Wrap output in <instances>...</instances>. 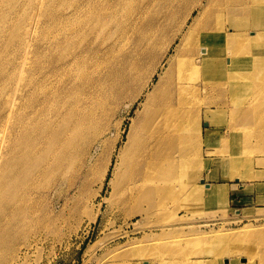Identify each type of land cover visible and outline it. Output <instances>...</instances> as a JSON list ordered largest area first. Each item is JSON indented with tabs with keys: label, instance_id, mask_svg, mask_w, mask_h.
Wrapping results in <instances>:
<instances>
[{
	"label": "rangeland",
	"instance_id": "374dc122",
	"mask_svg": "<svg viewBox=\"0 0 264 264\" xmlns=\"http://www.w3.org/2000/svg\"><path fill=\"white\" fill-rule=\"evenodd\" d=\"M72 1L0 0V264H157V247L165 244L179 247L173 245V250L164 255L162 251V257L187 264L180 257L190 252L188 264H205L210 258L207 242L241 227L261 231L264 242V114L255 126L244 121V115L238 116L236 120L242 122V128L251 125V129L235 133L231 130L236 108L263 96L264 69L243 76L233 68L227 86L218 84L204 88L206 91L202 88L196 114H190L188 122L196 129L190 137L196 149L178 150L180 175L174 180L171 175L162 186L145 184L142 190L156 192L151 199L123 202L118 198L123 165L118 160L119 152L113 154L114 143L121 129L126 137L137 123V113L146 100L144 83L162 59L160 53L152 56L149 45L142 46V42L153 27L164 23L159 15L166 6L165 0H149L144 7L134 5V13L123 18L124 30L116 45L101 58V70L92 71L90 84L81 90V102L72 101L75 114L68 124L66 148L58 151L48 172L34 177L38 185L31 190V200L6 229L8 215L1 209L8 185L5 124L15 108L35 103L31 93L39 84L38 68L48 66L55 56L56 32L71 26L69 18L56 26L55 17L62 12L68 14ZM188 1L187 6L195 3L191 9L195 8L193 14L197 15L200 4L209 0ZM185 8L179 7V17L185 14ZM174 25V20L169 22V29ZM75 28L70 40H78V32H83L82 25ZM157 33L161 35L155 30ZM169 35L170 32L167 38ZM66 39L65 33L60 36V40ZM165 46L153 43V47ZM174 47L175 43L169 54H174ZM262 51L260 39L257 52ZM137 56L139 62L127 69L125 79H111L116 69ZM158 67L159 73L166 71L167 58L164 68ZM78 69L69 72L74 74ZM86 71L91 72L88 68ZM153 74L148 93L158 79V74ZM224 77L217 73V82L221 83ZM56 81L55 75L48 74L44 86L56 87ZM250 101L261 103V99ZM207 107L213 111H206ZM91 112L93 120L85 121L83 115L91 116ZM63 119L68 120V115ZM117 144L121 146L123 141ZM233 147L234 163L230 164L228 154V165L217 167L214 162L219 157L215 150L220 149L223 155L224 150ZM18 167L23 170L25 165ZM233 174L237 177L232 178ZM31 179L32 175L22 179L21 173L17 174L16 184L23 186L19 194L26 192ZM223 243L216 241L214 250ZM196 244L204 250L202 254L194 253ZM246 257L245 253L226 252L220 264H243ZM261 263L264 247L259 255L258 264Z\"/></svg>",
	"mask_w": 264,
	"mask_h": 264
},
{
	"label": "bare ground",
	"instance_id": "6f19581e",
	"mask_svg": "<svg viewBox=\"0 0 264 264\" xmlns=\"http://www.w3.org/2000/svg\"><path fill=\"white\" fill-rule=\"evenodd\" d=\"M148 2L149 0H73L69 5L68 14L62 12L56 15L55 19L58 20H55L56 26L68 18L71 26L66 31L56 32V39H53L55 56L48 66L38 68L39 84L31 93L35 103L15 108L9 113L5 124L7 131L4 158L8 185L5 187V200L1 204V209L8 215L6 229L14 223L16 216L24 211L31 200V190L38 185L34 177L48 172L52 167L51 161L59 155L58 151L66 148L68 141L65 138L69 135L68 124L75 114L74 104L81 102V90L84 91L90 84L93 78L92 71L101 70L103 55L116 45L124 30L123 18L134 13V5L144 7ZM188 2L165 0L166 6L159 15V19L164 23L153 27L142 42V46L149 45L147 49L152 56H156L157 53L162 55L158 66L164 68V59L167 58L168 67L163 73L158 72V66L150 72V77L143 86L146 100L142 110L137 113V123L133 124L126 137L125 130L121 129L114 143L113 154L119 152L118 160H121L123 165L117 186L118 198L123 202L151 199L156 192L151 189L142 190L145 184L153 182L162 186L170 181L171 175L172 180L180 175L181 164L177 161L179 152L183 149L193 152L196 149L192 138L190 139L196 129L189 126L188 122L190 114H196L199 91L202 88H212L218 84L227 86L233 68L243 76L264 69V14L261 17V13L264 12V0H209L207 4H200V12L197 15L193 14L195 8L191 9L195 3L187 6ZM181 5L186 8L183 11L185 14L179 17L181 12L178 13V9ZM173 20L175 25L169 29V22ZM77 24L82 25L83 32H78V40H70V34L77 31L75 28ZM155 30L161 32V35L158 33L155 35ZM64 33L67 39L60 40ZM260 39L263 51L258 53L257 45L260 44ZM155 41L157 46L161 43L166 46L153 47ZM173 43L174 54H169ZM139 60L137 56L133 61L129 60L120 66L114 71L111 79L118 82L125 79L127 69H132ZM73 68H79L77 73L69 72ZM86 68L91 72L86 71ZM154 72L158 74V79L153 85V91L148 93L147 89L155 76ZM219 72L225 76L221 83L216 79ZM48 74L55 75L58 80L56 87L44 86ZM261 82L264 85V77ZM74 87L76 89H73ZM111 89L114 91L115 86L112 85ZM254 99H261V103L250 101ZM250 100L248 104L243 105L242 102L240 107L236 108L235 119H231L233 133L241 129H251V125L248 129H243L242 122L236 120L238 116L244 115L242 116L245 117L244 121L249 120L252 126L261 120V113L264 114V93L263 96L258 95ZM206 111L213 109L207 107ZM92 113L91 116H85V113L83 119L86 121L88 118L92 121ZM67 115L68 120L65 122L63 117ZM217 130L219 132V129ZM119 141H123L121 146L117 144ZM215 151L218 152L219 158H216L217 161L214 163L218 167L228 165L226 156L230 154L231 161L236 148L224 150L223 155L220 149ZM232 163L234 162L231 161L230 164ZM20 165H25V168L21 170L18 167ZM18 173H21L22 179L32 175L30 183L25 187L26 192L22 195L19 192L23 186L20 183L16 184L18 181L15 180ZM235 177L237 175L233 174L232 178ZM142 210L141 208L139 211ZM144 211L147 213V210ZM262 236L261 231L247 227L217 236L207 242L211 251L206 252L210 254V258L205 264H220L226 252L234 255L245 253L248 257L244 258L243 264H258L259 255L264 247V242H261ZM219 240H223L224 243L214 250V243ZM243 240L246 242L241 244ZM173 245L157 247L159 255L157 264H180L173 259L162 257V251L164 255L173 250L171 249ZM196 247L193 252L202 254L204 250L197 244ZM191 254L185 252L180 258L188 264L191 262ZM154 259L153 257L151 261ZM154 262L149 264H155Z\"/></svg>",
	"mask_w": 264,
	"mask_h": 264
},
{
	"label": "water",
	"instance_id": "95a60500",
	"mask_svg": "<svg viewBox=\"0 0 264 264\" xmlns=\"http://www.w3.org/2000/svg\"><path fill=\"white\" fill-rule=\"evenodd\" d=\"M207 125V123H205V126Z\"/></svg>",
	"mask_w": 264,
	"mask_h": 264
}]
</instances>
